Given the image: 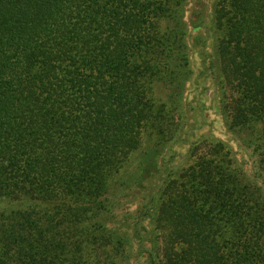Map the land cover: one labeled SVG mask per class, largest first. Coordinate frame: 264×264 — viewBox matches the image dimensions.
<instances>
[{"label": "trees", "instance_id": "1", "mask_svg": "<svg viewBox=\"0 0 264 264\" xmlns=\"http://www.w3.org/2000/svg\"><path fill=\"white\" fill-rule=\"evenodd\" d=\"M189 2L0 0V264H264V0ZM194 54L237 151L191 134Z\"/></svg>", "mask_w": 264, "mask_h": 264}, {"label": "rangeland", "instance_id": "2", "mask_svg": "<svg viewBox=\"0 0 264 264\" xmlns=\"http://www.w3.org/2000/svg\"><path fill=\"white\" fill-rule=\"evenodd\" d=\"M211 0H190L186 8V18H193L194 10H199L200 4L208 6ZM194 66V76L191 82V87L185 93L186 102L191 105L192 118L188 121L189 125L194 126V130L191 134L194 136L200 134H212L213 136L225 141L231 145L234 151H237L236 147L239 148V144L236 140L228 134L223 125L220 115L216 112V102L213 92V86L210 85L209 79L204 76L199 75L200 59L194 54L192 56ZM175 151V163L182 159L188 145H177ZM242 150V149H240ZM243 152H238L237 156L241 157ZM140 154H133L131 156L130 162L124 171L120 173V180L114 184L111 189V198L115 201V215L118 224H123L127 226L128 232L130 233V225L133 223V217L137 214L138 207L141 201V195L138 190L129 189L128 191H123L125 189V183L129 180V177L134 173L137 165L139 163ZM243 159H247L246 154H243ZM125 182V183H124ZM121 222V223H120ZM136 244L134 246L133 252L136 253ZM136 256V255H135ZM130 264H143V259L132 258Z\"/></svg>", "mask_w": 264, "mask_h": 264}]
</instances>
